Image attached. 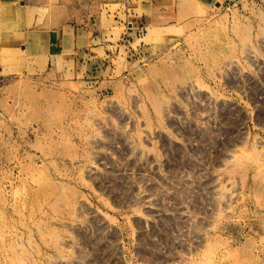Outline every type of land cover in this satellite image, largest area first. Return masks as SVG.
<instances>
[{
    "label": "rangeland",
    "instance_id": "obj_1",
    "mask_svg": "<svg viewBox=\"0 0 264 264\" xmlns=\"http://www.w3.org/2000/svg\"><path fill=\"white\" fill-rule=\"evenodd\" d=\"M188 2L0 0V264H264V0Z\"/></svg>",
    "mask_w": 264,
    "mask_h": 264
},
{
    "label": "crops",
    "instance_id": "obj_2",
    "mask_svg": "<svg viewBox=\"0 0 264 264\" xmlns=\"http://www.w3.org/2000/svg\"><path fill=\"white\" fill-rule=\"evenodd\" d=\"M22 9H30L31 7L42 8L50 2L56 4L58 8L61 0H18ZM126 4V14L130 18L127 21L130 30L144 29L149 26L160 27L171 23L178 19L180 15L179 6L182 0H122ZM194 2L195 5L213 6L219 4L220 0H188ZM226 2L227 0H222ZM188 2V3H189ZM132 5V6H130ZM129 6L131 9H129ZM69 8V7H68ZM70 13V8H69ZM67 11V12H68ZM185 13V12H184ZM64 24V26H63ZM66 24V25H65ZM40 31L47 33L53 38V44H59L62 38L75 34V28L70 23L61 22L58 26L46 27L41 26Z\"/></svg>",
    "mask_w": 264,
    "mask_h": 264
}]
</instances>
